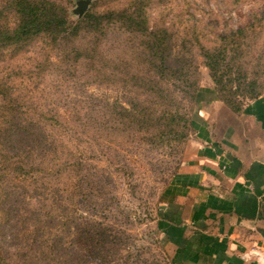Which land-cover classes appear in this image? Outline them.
Here are the masks:
<instances>
[{
  "label": "rangeland",
  "instance_id": "374dc122",
  "mask_svg": "<svg viewBox=\"0 0 264 264\" xmlns=\"http://www.w3.org/2000/svg\"><path fill=\"white\" fill-rule=\"evenodd\" d=\"M49 1L72 27L117 15L1 50L0 80L37 136L0 145L33 166L1 172L4 264H171L158 203L193 140L194 87L213 84L205 51L224 55L221 97L263 93L264 0H90L81 15L78 0Z\"/></svg>",
  "mask_w": 264,
  "mask_h": 264
},
{
  "label": "crops",
  "instance_id": "0c3cea01",
  "mask_svg": "<svg viewBox=\"0 0 264 264\" xmlns=\"http://www.w3.org/2000/svg\"><path fill=\"white\" fill-rule=\"evenodd\" d=\"M157 222L171 264H264V92L237 109L200 85Z\"/></svg>",
  "mask_w": 264,
  "mask_h": 264
},
{
  "label": "trees",
  "instance_id": "16d2710c",
  "mask_svg": "<svg viewBox=\"0 0 264 264\" xmlns=\"http://www.w3.org/2000/svg\"><path fill=\"white\" fill-rule=\"evenodd\" d=\"M115 14L116 13L114 12H106L103 14L87 13L81 16L79 21L72 27L66 17L65 10L49 0H0V54L4 47H16L27 40L30 41L40 33L48 34L53 38H58L57 36L60 34L69 33L74 29L77 30L80 23H91L94 26H98L101 19H104L105 17L110 18ZM9 15H11L10 17L14 22H8ZM122 17H125L127 21L130 20L131 22H134V18L137 17V14H122ZM221 54H224V51H222ZM205 55L208 58L206 65L212 73L216 95L224 103L237 109L239 105L236 106L230 102V99L227 97H221L220 94V92L223 94L224 92H227V85L222 83L221 80V60L224 58V55L217 57L214 54L207 53L206 51ZM161 64H163V61ZM183 68V66H180L179 70ZM224 73L225 72L223 71V74ZM0 81V145L6 142L11 146L16 145L17 143L18 146H22L25 143L30 149L32 142L37 138L36 130L33 126H29L28 124L19 121L17 115L18 112L14 110L16 109L15 107L19 105H16L18 99L15 95H13L11 90L10 92L7 91L9 89L7 81ZM198 87L199 86L194 87L191 96L194 103ZM249 92L251 93V97L249 99L260 95V93H257L256 90L253 89V86ZM19 114H22V112ZM170 120H172V118ZM13 151L14 150L11 149L6 151L0 147V184L3 180V178H1V172H3L5 166L12 165L13 168L11 171H20L21 174L28 173L33 168L32 164L29 162V160L32 159V154H23V151L19 149H16L14 152ZM23 158H27L28 165H26L25 161L23 163ZM5 163L7 165H5ZM11 194L12 191L8 189H0L1 213L3 212L2 209H8L11 206L6 203L11 197ZM1 202H5V205L2 206ZM3 221L2 222L6 227H12L9 219H3ZM4 262H6V258L0 254V264H4Z\"/></svg>",
  "mask_w": 264,
  "mask_h": 264
},
{
  "label": "water",
  "instance_id": "95a60500",
  "mask_svg": "<svg viewBox=\"0 0 264 264\" xmlns=\"http://www.w3.org/2000/svg\"><path fill=\"white\" fill-rule=\"evenodd\" d=\"M90 0H78L76 3V7L73 9V12L81 15L88 8Z\"/></svg>",
  "mask_w": 264,
  "mask_h": 264
}]
</instances>
